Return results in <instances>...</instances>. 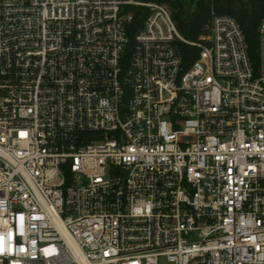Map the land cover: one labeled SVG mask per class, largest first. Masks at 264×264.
Listing matches in <instances>:
<instances>
[{"label":"built area","instance_id":"obj_1","mask_svg":"<svg viewBox=\"0 0 264 264\" xmlns=\"http://www.w3.org/2000/svg\"><path fill=\"white\" fill-rule=\"evenodd\" d=\"M217 1L190 42L155 1L0 0V264H264V19L255 62Z\"/></svg>","mask_w":264,"mask_h":264},{"label":"trees","instance_id":"obj_2","mask_svg":"<svg viewBox=\"0 0 264 264\" xmlns=\"http://www.w3.org/2000/svg\"><path fill=\"white\" fill-rule=\"evenodd\" d=\"M168 5L174 10L172 18L179 33L188 41H197L202 27L209 16V4L207 1H197L190 13L187 12V0H148ZM214 9L219 15L234 17L240 24L247 45L248 52L253 61H257L259 45L258 28L264 19V0H219ZM140 13L141 10L136 11ZM141 24V21L139 22ZM138 24V25H139ZM135 31V30H134ZM133 28L130 37L133 36ZM178 49L183 57V64L188 68L198 57L199 49L184 43H178Z\"/></svg>","mask_w":264,"mask_h":264},{"label":"water","instance_id":"obj_3","mask_svg":"<svg viewBox=\"0 0 264 264\" xmlns=\"http://www.w3.org/2000/svg\"><path fill=\"white\" fill-rule=\"evenodd\" d=\"M197 1H207V0H187V12L190 13L192 10L193 5Z\"/></svg>","mask_w":264,"mask_h":264},{"label":"rangeland","instance_id":"obj_4","mask_svg":"<svg viewBox=\"0 0 264 264\" xmlns=\"http://www.w3.org/2000/svg\"><path fill=\"white\" fill-rule=\"evenodd\" d=\"M167 8H168V10L171 12V14L174 13V10H173L172 8H170L168 5H167Z\"/></svg>","mask_w":264,"mask_h":264}]
</instances>
